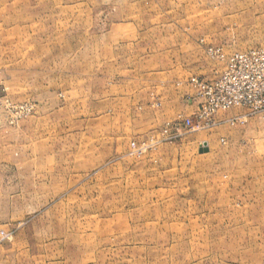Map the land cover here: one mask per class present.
I'll list each match as a JSON object with an SVG mask.
<instances>
[{
  "label": "rangeland",
  "instance_id": "rangeland-1",
  "mask_svg": "<svg viewBox=\"0 0 264 264\" xmlns=\"http://www.w3.org/2000/svg\"><path fill=\"white\" fill-rule=\"evenodd\" d=\"M252 53L264 0H0V264H264V61L191 83Z\"/></svg>",
  "mask_w": 264,
  "mask_h": 264
},
{
  "label": "built area",
  "instance_id": "built-area-1",
  "mask_svg": "<svg viewBox=\"0 0 264 264\" xmlns=\"http://www.w3.org/2000/svg\"><path fill=\"white\" fill-rule=\"evenodd\" d=\"M217 53V52H216ZM264 61L259 54L239 55L234 56L227 62V66L222 74L213 83L198 82L191 80L194 88L199 90L201 101L199 102L200 115L204 118L216 115L218 112H226L234 107H245L248 110H254L259 106H246L243 96L235 93L229 96L225 92V85L230 84V81L238 68L242 69L248 76L252 74V68L260 65ZM231 87V84L229 85ZM225 92V93H223ZM189 123L187 122V125Z\"/></svg>",
  "mask_w": 264,
  "mask_h": 264
}]
</instances>
